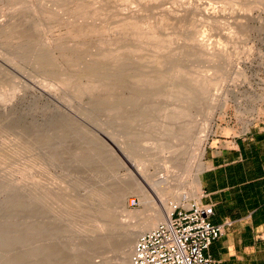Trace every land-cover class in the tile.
<instances>
[{
  "label": "rangeland",
  "instance_id": "1",
  "mask_svg": "<svg viewBox=\"0 0 264 264\" xmlns=\"http://www.w3.org/2000/svg\"><path fill=\"white\" fill-rule=\"evenodd\" d=\"M123 1L0 0V264H122V226L136 221L121 219L122 196L129 209H142L130 193L138 182L133 167L149 180L169 171L179 182L171 192L185 199L178 206L199 202V174L216 131L264 122V0ZM119 12L150 25L152 39L118 30ZM117 45L123 86L111 90L98 71ZM148 70L156 79L181 70L193 99L206 90L195 80L222 75L212 87L206 82L212 89L208 101L200 97L204 104L182 97L198 130L173 138L175 122L166 115L182 104L168 96L173 80L148 86ZM213 103L219 107L209 119ZM165 145L173 152L161 151Z\"/></svg>",
  "mask_w": 264,
  "mask_h": 264
},
{
  "label": "crops",
  "instance_id": "2",
  "mask_svg": "<svg viewBox=\"0 0 264 264\" xmlns=\"http://www.w3.org/2000/svg\"><path fill=\"white\" fill-rule=\"evenodd\" d=\"M199 174V203L213 225L230 221L206 254L212 264H264V122L226 135L216 131Z\"/></svg>",
  "mask_w": 264,
  "mask_h": 264
},
{
  "label": "bare ground",
  "instance_id": "3",
  "mask_svg": "<svg viewBox=\"0 0 264 264\" xmlns=\"http://www.w3.org/2000/svg\"><path fill=\"white\" fill-rule=\"evenodd\" d=\"M123 1V0H122ZM124 2V1H123ZM125 2H126V0H125ZM128 2V1H127ZM126 4V3H125ZM121 6H122V4H121ZM118 8V7H117ZM118 9H120V8H118ZM196 9V8H195ZM197 9H199L198 7H197ZM119 11V10H118ZM168 11L167 12H165L164 14H162V16L163 15H165V17L168 15ZM124 14L123 13H121L120 14V12L118 13V14H116V16L118 17L117 18V22H116V28H118V30L121 28L122 29V33H126V35L127 34H130V32L129 33H127L128 31H132V32H136L137 30H139V31H142L143 32V34H144V36L145 37H148V38H151L152 39V32L150 33V25L148 26V25H146L145 23H143V21L142 20H138V19H136V21H135V17H134V15L131 17V15L130 16H123ZM136 15V14H135ZM170 15H171V12H170ZM136 16H139L138 14L136 15ZM164 17V16H163ZM144 19V18H143ZM163 20V19H162ZM113 21V20H112ZM126 30H125V29ZM151 28H153L152 26H151ZM198 29V28H197ZM115 30V29H114ZM123 30H124V32H123ZM117 31V30H116ZM119 32V31H118ZM121 32L120 33H118V35L119 34H121ZM131 32V33H132ZM139 33V32H138ZM196 34H198L197 32H196ZM122 35V34H121ZM120 35V38H122V36ZM140 36H142V35H140ZM190 36H192V35H190ZM197 36V35H196ZM195 36V37H196ZM46 37V36H45ZM156 37V36H155ZM195 37H194V40H195V45L196 46H198V47H200V49H202L203 48V50L202 51H204L205 52V50L204 49H206V46L204 45L205 44V42H203L200 38L198 39V38H196L195 39ZM123 39V38H122ZM139 40V39H138ZM193 40V41H194ZM120 41V40H119ZM137 42V41H136ZM187 43V42H186ZM49 45V44H48ZM64 45V44H63ZM73 45V44H72ZM119 45V44H118ZM118 45H117V47H118ZM116 46V45H115ZM114 46V47H115ZM113 46H112V48H114ZM141 47V46H140ZM205 47V48H204ZM121 48V47H120ZM119 47H118V49L117 50H111V47H109L108 48V55H107V63H108V66L105 68V66H106V64H105V66H104V68L102 69H100V70H102V71H98L99 73L100 72H103L104 73V75H105V80L104 81H106L107 80V86H109V88L113 85V86H115V84H116V86H117V88H120V87H122L123 86V80H122V74H123V65H122V59H121V57L119 56V50H121ZM110 49V50H109ZM115 49H116V47H115ZM137 49V48H136ZM47 50H49V49H47ZM51 50V49H50ZM49 50V51H50ZM135 50V49H134ZM134 50H130V52L131 53H134V52H136V50L134 51ZM48 51V52H49ZM121 52V51H120ZM210 52V51H209ZM209 52H206V53H209ZM122 53V52H121ZM217 53V52H216ZM221 53V52H220ZM106 54V53H105ZM210 54V53H209ZM213 55V57L215 58V55L216 56H218L217 54H214V53H212ZM219 54V53H218ZM201 55H203V54H201ZM122 56H123V54H122ZM209 56V55H208ZM219 56H221V55H219ZM218 56V57H219ZM224 56V55H223ZM212 57V58H213ZM225 57V56H224ZM223 57V58H224ZM105 58H106V56H105ZM209 58V57H208ZM218 59V58H217ZM221 60V59H220ZM104 61H106V60H104ZM157 61V60H156ZM55 62V61H54ZM92 62V61H91ZM95 62V61H94ZM146 62H147V60H146ZM148 62H149V60H148ZM152 62V60L150 61V63ZM88 63V62H87ZM106 63V62H105ZM153 63H154V61H153ZM94 64V63H93ZM99 64V63H98ZM124 64V63H123ZM84 65H86V64H84ZM100 65V64H99ZM104 65V64H103ZM159 65V64H158ZM177 66V65H176ZM89 68H91L90 66H88ZM87 67V68H88ZM138 67V66H137ZM136 67V68H137ZM164 67V66H163ZM88 68V69H89ZM98 68H100V67H98ZM134 68V67H133ZM145 68H150V67H148V66H145ZM95 70L97 69V68H94ZM93 69V70H94ZM180 69V68H179ZM85 70V69H84ZM83 70V71H84ZM92 70V71H93ZM105 72H104V71ZM86 71V70H85ZM165 70H163V72H164ZM171 71H174L173 69L171 70ZM96 72V71H95ZM140 72V71H139ZM92 73V72H91ZM157 73L158 72H156L155 73V71L154 70H148L147 71V73L146 74H148V76H147V78L148 79H150L151 78V80H150V82H149V84H147L148 86H150V87H154L156 84H158V82L156 83V81L157 80H160V79H162V78H166L167 80L169 79V81L168 82H170V80H173V81H171L172 82V84L170 85V84H168L169 86H170V91H169V88H167L168 89V91L169 92H167V89H166V92L168 93V96H170V100L172 99L171 97H173V96H177L178 97V99H175V98H173L174 100H176V102H177V100H178V102L177 103H181L182 105H180V106H176L177 108H175L174 109V111H176L175 113H173V111H172V115H166L167 117H166V119L167 120H169V121H173V122H175V125L176 124H178L179 123V127H181V128H179L178 126L176 127L175 125V127L173 126V128L175 129H172V130H174L173 131V133L175 134L174 136L175 137H173V138H177V136H180V138H181V136H183L182 137V139L183 138H186V137H188L189 136V134H188V132L190 133H192V129L194 128V129H197L198 130V128L199 127H197L196 126V124H193V122H190L189 123V117H190V115H188L189 114V112L191 113V110H190V106H188V99H189V102H190V98H191V101L193 102L194 101V103H198V101L199 102H201L202 100H201V98L200 97H202V96H204L202 99L204 100V102H206L205 100H207L206 98H205V95L206 94H208L209 93V91L210 90H208L207 88H211L212 87V85L213 84H215L216 82H218L219 81V79L220 78H222L221 76V74L220 73H216L217 74V76H218V74H220L219 76L220 77H218L217 79V81H216V79H214V82H210V81H213V80H208V79H200V80H195V82L196 83H194L197 87H198V89H201L200 91H202V88L203 87H206V90H208V92L206 93V92H204V91H206V90H204L203 89V93H201L200 92V94H199V98H200V100H199V98H198V94L197 93H199V92H197V91H199L198 89H195V91L197 92L196 94V96H197V98H192V97H194L195 95V92H194V88L192 89L191 88V86H189L187 83H185V84H187V85H185V84H183L184 82H182V80H181V77L183 76V72L181 71V70H176L174 73L172 72L171 74H167L168 75V77H166V74L164 75V73H162V75H159L160 76V79H156V77H155V75H157ZM169 73V72H168ZM222 73V72H221ZM88 74V73H87ZM170 75V76H169ZM82 76V75H81ZM92 76V75H91ZM95 76H97V75H95ZM94 75L92 76V78L93 77H95ZM101 76H102V74H101ZM80 77V76H79ZM83 77V76H82ZM87 77H89V76H87ZM99 77H100V75H99ZM98 77V78H99ZM136 77V76H135ZM101 78H103V76L101 77ZM124 78V77H123ZM71 79V78H70ZM85 79L87 80V78L85 77ZM95 79H96V77H95ZM93 80V79H91V81H97V80ZM104 79V78H103ZM163 79V80H164ZM165 79V80H166ZM178 79H180V80H178ZM183 79V78H182ZM99 80V79H98ZM163 80H161V81H163ZM166 80V81H167ZM176 80H178V81H180V82H176ZM184 80V79H183ZM221 80L222 79H220V82H221ZM73 81H75V80H73ZM89 81V80H88ZM133 81V80H132ZM185 81H187V80H185ZM194 81V80H193ZM208 81V83L211 85V87H207V86H205L206 85V82ZM216 81V82H215ZM93 82V83H94ZM137 82V81H136ZM90 83H92V82H90ZM141 83V82H140ZM143 83V82H142ZM207 83V84H208ZM162 84V83H161ZM192 84H193V82H192ZM201 84H204V85H201ZM81 85H83V84H81ZM95 85V84H94ZM105 86V85H104ZM106 86V87H107ZM136 86V85H135ZM142 86H143V84H142ZM188 86V87H187ZM195 86V87H196ZM200 86H203V87H201L200 88ZM214 86V85H213ZM86 87H87V85H86ZM84 88L85 90H87L88 88H91L92 86L90 85L89 87H87V88ZM97 86L95 85V88H96ZM145 87V86H144ZM168 87V86H167ZM189 87L191 88V89H189ZM94 88V87H93ZM99 88V87H98ZM97 88V89H98ZM114 88V87H113ZM116 87H115V90L117 89ZM172 88V89H171ZM92 89V88H91ZM91 89H89V90H91ZM111 90H112V88H110ZM212 89V88H211ZM77 90H78V86H77ZM84 90V91H85ZM103 90V89H102ZM191 90V91H190ZM193 90V91H192ZM82 91V90H81ZM83 92V91H82ZM87 92H88V90H87ZM105 92V91H104ZM193 92V93H192ZM111 93V95H112V93H113V91H111L110 92ZM117 93V92H116ZM81 94V93H80ZM165 94V93H164ZM192 94H193V96H192ZM210 94V93H209ZM167 95V94H166ZM165 95V96H166ZM113 96V95H112ZM112 96H111V98H112ZM168 96H166L167 98H169ZM179 96L181 97V100L182 101H186V102H184V104H187V105H183V102H181V100H180V102H179ZM183 96H186V98L188 97V99H186V98H182ZM192 96V97H191ZM206 97H207V95H206ZM172 99V100H173ZM185 99V100H184ZM196 100H197V102H196ZM208 101V100H207ZM213 101V100H212ZM215 101V100H214ZM194 103H191V104H194ZM202 103V102H201ZM219 103V102H218ZM221 103V102H220ZM199 104V103H198ZM198 104H196L197 106H198ZM202 104H204V103H202ZM216 104V103H215ZM214 103L213 104H210L211 105V107H210V109L208 110V117H209V119H212L213 118V116H214V113H215V109L216 108H218L219 106H216ZM222 104V103H221ZM176 105V104H175ZM190 105V104H189ZM223 105V104H222ZM200 107H202L201 106V104L199 105ZM208 107V106H207ZM113 108V107H112ZM111 108V109H112ZM118 110V109H117ZM117 110H115V112L117 111ZM178 110V111H177ZM112 111V110H111ZM113 112V111H112ZM114 112V113H115ZM118 112V111H117ZM119 113V112H118ZM117 113V114H118ZM171 114V113H170ZM116 115V114H115ZM188 117V119H186ZM207 118V117H206ZM116 119V118H115ZM182 119H183V121L185 122V120H186V122H187V120H188V124H186V122H185V124L183 125V123L184 122H182L181 123V121H182ZM185 119V120H184ZM208 119V118H207ZM178 121V122H177ZM180 121V122H179ZM171 123V122H170ZM181 123V124H180ZM195 125L194 127H193V125ZM208 123V122H207ZM117 124V123H116ZM187 125H189V126H187ZM191 125V126H190ZM206 125V124H205ZM208 126V125H207ZM206 126V127H207ZM192 127V128H191ZM197 127V128H196ZM190 128V129H189ZM205 128V127H204ZM204 128H200V129H204ZM179 129V130H178ZM170 130V129H169ZM191 130V131H190ZM197 130H193V132L196 134V132H197ZM201 130V131H202ZM200 131V132H201ZM203 131H205V129L203 130ZM171 132V131H170ZM199 133V132H198ZM202 133V132H201ZM195 134L193 135H191V137L194 139V137L196 138V140H197V142L196 143H198V142H202L203 140L201 139V138H203V137H201L200 138V133H199V135H197V136H195ZM173 135V134H172ZM186 136V137H185ZM199 136V137H198ZM179 138V137H178ZM177 138V139H178ZM191 138V139H192ZM136 139V138H135ZM125 140V139H124ZM205 140V139H204ZM172 142V141H171ZM195 142V141H194ZM115 144V143H114ZM147 145V144H146ZM173 145V144H172ZM171 146V145H170ZM170 146H168V147H170ZM167 146L165 145V148H162L161 149V151H165L164 149H167L166 148ZM173 147H175V149L173 148ZM173 147L171 146V148L172 149H174V151L175 150H177V148H176V144H174L173 145ZM167 149L166 151H170L171 150V152H173V150L172 149ZM144 150L146 151V153L147 152H149V150L150 149H146V148H144ZM148 150V151H147ZM123 151V150H122ZM141 151V150H140ZM144 151V152H145ZM151 151V150H150ZM160 151V152H161ZM165 151V152H166ZM164 152V153H165ZM176 152V151H175ZM113 153V152H112ZM168 153V152H167ZM170 153V152H169ZM149 157L152 155V152H149ZM112 156V155H111ZM113 158H115L117 155L115 154V153H113ZM111 162V161H110ZM126 163V162H125ZM111 164V163H110ZM121 164V163H120ZM133 166V165H132ZM139 166V165H138ZM202 167H204V166H202ZM139 168V167H138ZM136 169V167H133V169L134 170H136V172H137V175L139 176V178L138 179H136L138 176L136 175V178H135V174L133 175V173L131 174V179H132V181L135 179V180H138V182L136 181V183H134L133 182V184H132V187L130 188L131 189V191H130V193H132L133 195H135L136 197H138V199H139V202H140V204L139 205H141L142 206V209L141 210H131V209H129V204H127L126 203V199H127V195H125V196H122V202H121V206L119 207L120 208V217H121V219H122V217L123 218H125V219H132V220H136L135 222H133V223H131L130 221V225L128 224H124V226H122V227H124L123 229H124V231H123V237H124V239H125V241H124V244H123V247H122V250H121V252H120V255H121V261H123V263L122 264H131V256H132V252H133V248H134V245H135V242H136V240H137V238L141 235V234H143V233H146V232H149V231H151V230H153L155 227H157L159 224H162V223H165L167 220H168V218H169V216H170V214H171V212L173 211V209L176 207V206H178V205H180V204H182V202H184L185 201V199H184V196H181V195H179V194H174V193H172L171 192V186L173 185V183H176V182H178V180L174 177V176H172L171 175V177L169 176V174L168 173H170L169 171H167L166 169V172H168V173H166L164 176H156V177H152V179H148V178H146V177H148V176H146V177H144L143 178V172H141V170H139V169ZM143 168H144V166H143ZM201 168V167H200ZM146 170V169H145ZM201 170H203V169H201ZM131 172V171H130ZM145 172V171H144ZM164 173V172H163ZM160 174V173H159ZM158 174V175H159ZM143 175V176H142ZM160 175H162V173L160 174ZM134 176V177H133ZM133 177V178H132ZM174 177V178H173ZM129 178V177H128ZM139 179H142L141 181L139 180ZM174 179H176V180H174ZM116 180V179H115ZM121 179H119V181H120ZM121 181H123V180H121ZM120 181V182H121ZM131 181V182H132ZM117 182V181H116ZM119 182V183H120ZM178 184H179V182H178ZM182 184V183H181ZM198 188L200 187V182H199V179H198ZM198 190V189H197ZM173 191V190H172ZM199 191V190H198ZM199 193V192H198ZM198 193H196V196H198ZM109 194V193H108ZM99 198H100V196H99ZM198 198V197H197ZM103 200V199H102ZM172 202V205H169V202ZM163 203H166L165 205V208H164V204ZM162 206H163V209H162ZM165 210V211H164ZM106 214H108V213H106ZM105 214V215H106ZM107 216H109V214L107 215ZM122 229V230H123ZM95 262V261H94ZM94 264H102V263H100V262H95Z\"/></svg>",
  "mask_w": 264,
  "mask_h": 264
},
{
  "label": "built area",
  "instance_id": "4",
  "mask_svg": "<svg viewBox=\"0 0 264 264\" xmlns=\"http://www.w3.org/2000/svg\"><path fill=\"white\" fill-rule=\"evenodd\" d=\"M212 215L211 205L197 201L175 207L165 223L137 238L131 264H212L206 252L232 224L213 225Z\"/></svg>",
  "mask_w": 264,
  "mask_h": 264
}]
</instances>
